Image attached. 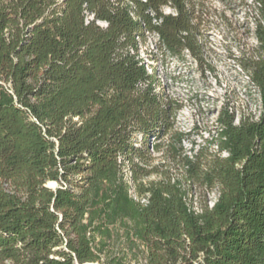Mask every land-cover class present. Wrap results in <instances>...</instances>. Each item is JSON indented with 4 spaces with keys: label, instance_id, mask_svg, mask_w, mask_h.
Instances as JSON below:
<instances>
[{
    "label": "trees",
    "instance_id": "1",
    "mask_svg": "<svg viewBox=\"0 0 264 264\" xmlns=\"http://www.w3.org/2000/svg\"><path fill=\"white\" fill-rule=\"evenodd\" d=\"M251 1L260 55L240 62L259 117L236 124L224 106L187 153L140 42L201 64L195 0H0V264H264V0Z\"/></svg>",
    "mask_w": 264,
    "mask_h": 264
},
{
    "label": "rangeland",
    "instance_id": "2",
    "mask_svg": "<svg viewBox=\"0 0 264 264\" xmlns=\"http://www.w3.org/2000/svg\"><path fill=\"white\" fill-rule=\"evenodd\" d=\"M195 2L202 9L206 22L200 38L201 64L187 53L177 60L164 50H157L154 36L146 35L140 42V58L152 64V70L157 72L160 82L157 92L180 105L175 130L184 134L182 146L187 153L209 144L206 141L210 142V137L216 134L217 117L224 106L236 119L244 116L255 120L261 111L259 93L240 62L256 60L260 55L254 36V25L259 21L256 4L251 0ZM163 11L166 15L174 13L170 8ZM150 56L155 58V63ZM208 149L214 154L211 144ZM46 186L55 189L57 185L50 182ZM195 194L198 196L199 191ZM215 197L214 193L207 195L210 204Z\"/></svg>",
    "mask_w": 264,
    "mask_h": 264
},
{
    "label": "built area",
    "instance_id": "3",
    "mask_svg": "<svg viewBox=\"0 0 264 264\" xmlns=\"http://www.w3.org/2000/svg\"><path fill=\"white\" fill-rule=\"evenodd\" d=\"M259 99H260V96H259ZM260 102H261V101H260ZM260 112H261V111H260ZM259 114H260V113H259ZM258 117H259V115H258ZM258 117H257V118H255V120H257V119H258ZM236 120H237V122H236ZM236 120H235V123L237 124V123H238V119H236ZM214 148H215V147H214ZM222 156H223V157H226L227 155H226V153H223V154H222ZM212 205H213V203H212V204H210V207H211Z\"/></svg>",
    "mask_w": 264,
    "mask_h": 264
},
{
    "label": "water",
    "instance_id": "4",
    "mask_svg": "<svg viewBox=\"0 0 264 264\" xmlns=\"http://www.w3.org/2000/svg\"><path fill=\"white\" fill-rule=\"evenodd\" d=\"M49 188V187H48Z\"/></svg>",
    "mask_w": 264,
    "mask_h": 264
}]
</instances>
